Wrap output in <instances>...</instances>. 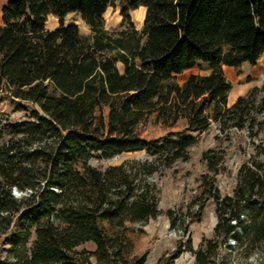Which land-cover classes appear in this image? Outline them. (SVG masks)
Segmentation results:
<instances>
[{
  "label": "trees",
  "instance_id": "trees-1",
  "mask_svg": "<svg viewBox=\"0 0 264 264\" xmlns=\"http://www.w3.org/2000/svg\"><path fill=\"white\" fill-rule=\"evenodd\" d=\"M116 5L122 29L111 32L104 15ZM140 8L142 30L130 16ZM70 14L90 34L66 25ZM50 16L57 29L47 28ZM263 54L264 0H7L0 97L25 119L0 121V236L9 241L0 264H146L149 252L138 254L144 233L131 225L162 215L150 178L188 161L198 142L188 134L213 124L224 137L234 132L241 154L249 146L254 154L240 166L233 194L223 195L215 176L226 170L225 153H204L206 198L218 223L213 239L195 251L189 238L187 248L195 264H217L232 238L235 253L261 254L264 264V86L229 107L224 70L255 66ZM200 66L210 73L178 84L177 76ZM151 119L184 129L149 141L140 127ZM142 151L153 160L90 163ZM15 188L31 195L18 199ZM166 215L172 228L183 225L180 214ZM88 243L95 250L82 248Z\"/></svg>",
  "mask_w": 264,
  "mask_h": 264
},
{
  "label": "rangeland",
  "instance_id": "rangeland-1",
  "mask_svg": "<svg viewBox=\"0 0 264 264\" xmlns=\"http://www.w3.org/2000/svg\"><path fill=\"white\" fill-rule=\"evenodd\" d=\"M7 0H0V23L2 9ZM146 10L140 8L130 13L131 20L138 30H142ZM106 29L111 32L122 29L121 8L116 5L110 7L104 15ZM65 24H75L83 35L90 34L89 27L76 14H70L65 18ZM60 26L58 19L50 16L47 23L49 30L57 29ZM122 66L120 65V68ZM227 79L232 84L229 95L228 106L231 107L239 97L247 94L254 87L264 86V54L255 66L243 64L239 68L225 67ZM210 70L207 66H200L185 71L177 76V82L182 85L192 75H208ZM25 119L24 112H15L8 106V100L0 97V121H20ZM184 129L183 124L174 128H164L156 124L153 119L140 127L143 138L153 141L166 137L169 133H175ZM1 135V132H0ZM189 136L196 137L198 142L190 150L188 161L177 162L171 169L163 170L162 173L154 175L151 179L160 189V206L162 215L147 224H136L131 227L137 232H143L144 236L139 244L138 254L149 252L146 264H164L172 262L169 260L180 248V255L173 260V264H195L194 254L188 250V239L191 238V248L198 250L203 241L214 238V229L218 223L216 206L212 199L206 198V189L209 187L207 181L210 179L206 165L203 163V155L209 151L224 152V168L216 177V185L223 195H232L237 182V175L242 163L251 162L254 154L253 146L248 147L247 153H240V144L235 140L234 132L229 138L224 137L216 124L205 133H189ZM5 138H0V144ZM245 144V143H242ZM152 159L142 151L137 153H125L109 160H100L93 157L90 161L95 167H117L136 161ZM264 160V158H263ZM168 210L180 214L184 220L183 225L172 228L170 220L166 215ZM229 240L221 247L217 264H257L261 254H254L250 257L230 251ZM238 245V244H237ZM82 248L95 250L92 243ZM9 249V241L0 236V255L4 256ZM95 264V261L92 260Z\"/></svg>",
  "mask_w": 264,
  "mask_h": 264
},
{
  "label": "water",
  "instance_id": "water-1",
  "mask_svg": "<svg viewBox=\"0 0 264 264\" xmlns=\"http://www.w3.org/2000/svg\"><path fill=\"white\" fill-rule=\"evenodd\" d=\"M14 195L16 198L18 199H21L25 196H30L31 195V192L28 191V192H20L17 188L14 189Z\"/></svg>",
  "mask_w": 264,
  "mask_h": 264
},
{
  "label": "built area",
  "instance_id": "built-area-1",
  "mask_svg": "<svg viewBox=\"0 0 264 264\" xmlns=\"http://www.w3.org/2000/svg\"><path fill=\"white\" fill-rule=\"evenodd\" d=\"M246 217L242 216V220H245ZM234 224H236V221L233 222ZM229 247L231 248L229 252H231L232 250L236 249L237 244L236 241L234 239H229V243H228Z\"/></svg>",
  "mask_w": 264,
  "mask_h": 264
},
{
  "label": "bare ground",
  "instance_id": "bare-ground-1",
  "mask_svg": "<svg viewBox=\"0 0 264 264\" xmlns=\"http://www.w3.org/2000/svg\"><path fill=\"white\" fill-rule=\"evenodd\" d=\"M146 10V9H145Z\"/></svg>",
  "mask_w": 264,
  "mask_h": 264
}]
</instances>
